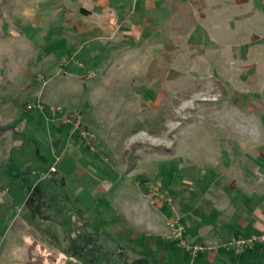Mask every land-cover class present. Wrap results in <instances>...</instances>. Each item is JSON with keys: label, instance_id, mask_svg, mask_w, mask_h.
Segmentation results:
<instances>
[{"label": "rangeland", "instance_id": "374dc122", "mask_svg": "<svg viewBox=\"0 0 264 264\" xmlns=\"http://www.w3.org/2000/svg\"><path fill=\"white\" fill-rule=\"evenodd\" d=\"M260 198L264 0H0V231L57 264H246L189 249Z\"/></svg>", "mask_w": 264, "mask_h": 264}, {"label": "crops", "instance_id": "0c3cea01", "mask_svg": "<svg viewBox=\"0 0 264 264\" xmlns=\"http://www.w3.org/2000/svg\"><path fill=\"white\" fill-rule=\"evenodd\" d=\"M112 20L115 22V24L118 23V19L115 16H110L109 20ZM245 202L247 199H244ZM244 202V203H245ZM253 203L252 210L250 214H244L240 213L235 215V218H231L232 216H228L227 218V226L225 228L226 232L221 228V230H217L214 233L211 234V237H213L212 241L222 242L226 243L230 241L235 235L245 236V237H251V236H258L264 234V198L260 199H253L252 201H249ZM13 218L8 226L0 231L2 244H0V264H37V262H40V257L42 255H48L52 256L53 251L50 247H39L37 251H33V249L37 246V241L30 243H24L22 240V237L25 236L26 232H30L31 230L27 228L28 226L22 222L16 223V221H20L18 218ZM18 224L17 226H15ZM208 241H211V240ZM35 241V240H34ZM224 241V242H223ZM5 243V245L3 244ZM213 248V247H209ZM209 248H206L201 252L205 257H203L202 260L208 261L210 263L214 262H220L227 260H230V250L232 248L223 247L222 250L219 248H214L213 250H210ZM209 252L207 254H204L205 252ZM19 253L20 255L23 252L24 254L27 253L26 257L24 259H20L18 262H12L10 259L14 257L15 253ZM239 253H236L237 257H247V255H250V263L249 259L247 257V263L246 264H264V242H257L252 244L249 247L243 248L241 251H237ZM55 255V254H54ZM53 255V256H54ZM235 255V256H236ZM24 256V255H23ZM44 256V257H45ZM44 259L45 264H57L56 257L54 256L53 259L51 257ZM202 256V255H201ZM198 257V256H197ZM10 260V261H9ZM36 263H35V262Z\"/></svg>", "mask_w": 264, "mask_h": 264}, {"label": "built area", "instance_id": "2783aa9c", "mask_svg": "<svg viewBox=\"0 0 264 264\" xmlns=\"http://www.w3.org/2000/svg\"><path fill=\"white\" fill-rule=\"evenodd\" d=\"M52 113H55L52 109L50 110ZM80 119H81V116L79 113L77 112H74L72 113V115H68L66 117V119H64V122L67 123V124H73L76 128L80 126ZM83 134V137H86V132L82 131L81 130V133L80 135ZM181 236V230L180 228L173 233V238H180ZM257 242H264V236L260 237V238H256V237H250V238H244L240 235H235L230 243L227 245L228 248H234L236 249L237 251H239L240 249H243V248H246V247H249L251 246L252 244L254 243H257ZM206 248L203 247V246H194L191 249H189V251H194V253H196L197 251H202V250H205ZM210 250H213L214 248H209Z\"/></svg>", "mask_w": 264, "mask_h": 264}, {"label": "trees", "instance_id": "16d2710c", "mask_svg": "<svg viewBox=\"0 0 264 264\" xmlns=\"http://www.w3.org/2000/svg\"><path fill=\"white\" fill-rule=\"evenodd\" d=\"M80 11H81V13L83 14V15H89L90 14V11L89 10H87V9H80ZM42 256H45V255H42ZM40 257V264H45V262H44V259H46L47 257L46 256H48V255H46L45 257ZM49 258L51 257V258H54V256L52 255H50V256H48ZM35 262V261H34Z\"/></svg>", "mask_w": 264, "mask_h": 264}]
</instances>
